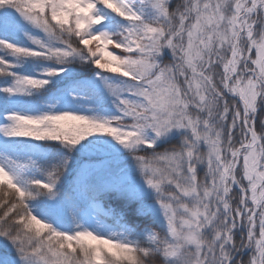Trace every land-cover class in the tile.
Listing matches in <instances>:
<instances>
[{"label":"snow or ice","instance_id":"snow-or-ice-1","mask_svg":"<svg viewBox=\"0 0 264 264\" xmlns=\"http://www.w3.org/2000/svg\"><path fill=\"white\" fill-rule=\"evenodd\" d=\"M0 264H264V0H0Z\"/></svg>","mask_w":264,"mask_h":264}]
</instances>
